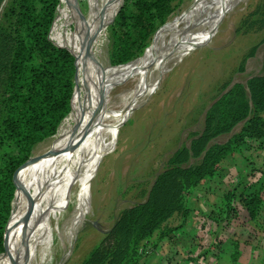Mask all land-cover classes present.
Returning <instances> with one entry per match:
<instances>
[{
    "label": "trees",
    "instance_id": "16d2710c",
    "mask_svg": "<svg viewBox=\"0 0 264 264\" xmlns=\"http://www.w3.org/2000/svg\"><path fill=\"white\" fill-rule=\"evenodd\" d=\"M122 1L114 0L107 19L111 5L103 16L108 58L120 71L145 54L153 36L159 35L185 2L124 0L121 5ZM68 2L0 0V255L16 247L14 203L24 188L34 149L62 130L79 100L73 77L76 61L78 75L81 73L84 51L74 37L78 21ZM247 16L245 25L250 28L264 24V0ZM109 19L112 21L108 24ZM255 50L253 46L241 65ZM213 98L205 111L202 130L193 133L189 145L178 147L168 158L143 201L118 213L112 229L82 264H147L145 258L157 254L160 241H171L172 234L187 225L189 198L194 190L213 178L234 152L244 154L247 141L258 140L264 147V73L252 75L245 83L227 82ZM240 124V130L228 141H216ZM257 169H251V180L243 192L237 197L233 190L226 192L222 207L207 214L210 224L221 223L224 229H233L229 255L235 264L242 250L251 248L252 239L264 231V181L255 187V177L264 171ZM175 216L181 223L171 226ZM212 241L203 254L212 250L217 256L223 251L222 239Z\"/></svg>",
    "mask_w": 264,
    "mask_h": 264
},
{
    "label": "rangeland",
    "instance_id": "374dc122",
    "mask_svg": "<svg viewBox=\"0 0 264 264\" xmlns=\"http://www.w3.org/2000/svg\"><path fill=\"white\" fill-rule=\"evenodd\" d=\"M200 1L185 0L180 8L169 17L167 24L174 21L179 24L168 35L163 47L164 52L179 43L182 22L198 9ZM206 1L210 3L212 0ZM260 1L262 0H241L231 5L229 10L223 12L220 16L222 18L212 27L205 43L192 50L182 60L170 58L171 60L165 61L166 58L158 56L157 50L149 53L150 48L157 40L155 39L158 35L156 33L145 54L130 63L138 64L149 60L150 65L140 68L137 70L138 72H133L130 75L123 76L116 72H110L106 76L104 79L106 84L102 91L98 92V98H106L113 104L120 99L129 97L131 92L142 88V84L146 88L140 91L142 94L137 95V99L131 100L133 104L137 103L138 105L120 127L112 150L102 157L98 164L83 177V180H72L67 189L68 192L66 191L56 199L59 206L49 220H46V224L49 223L51 229L44 237V246L41 247L42 244L39 243L36 245L38 251L35 264H82L97 243L112 229L118 213L124 208L143 201L146 198L147 190L153 185L157 173L164 170L168 158L178 147L189 145L193 133L202 130L205 111L212 104L213 97L220 89L227 82L245 83L252 75L264 73V24L261 23L258 27L251 28L245 25L247 15L255 9ZM123 2L124 0L121 4ZM68 4L78 21L76 26L78 28L88 15L92 0H69ZM104 12L103 15H100L101 25ZM203 14L204 12L197 16L198 18L193 22L196 20L201 22L204 16L203 20L207 19L209 14L207 12L206 15ZM213 15H218V13ZM197 24L193 25L189 32L194 34L204 30ZM76 28L74 30L75 40L78 38V35L75 34ZM102 29L101 35L104 36V42L100 48L96 47V52L99 54L100 50L98 60L103 66L102 69L109 71L114 67L111 66L108 58L109 40L104 25H102ZM253 46H256L254 54L244 63L245 65H241L245 55L252 50ZM165 62L168 64L163 65ZM125 69L118 72L122 73ZM73 82L74 90L77 84L79 96L77 102L79 103L87 94L88 81L82 66L81 73L78 75L77 61ZM150 89H153L151 93ZM121 108L110 113L107 112V114L119 118L127 110L126 106ZM80 111H76L77 115L81 113ZM90 115L92 114L90 113ZM113 124L115 122L106 123V127L111 129ZM240 128L241 124L236 126L232 133L217 137L216 141L220 143L228 141ZM74 132L71 131L69 138L74 135ZM98 135L95 133L90 137L86 134L83 137L79 163L86 160L101 143ZM53 136L39 143L34 149L27 178L37 177L48 168L49 162L57 153V149L50 143ZM254 141L257 145L253 148L251 146ZM254 141H247L248 143L243 145L244 154L235 152V165L239 164L240 166L233 168L234 176L239 177L242 175L240 171L246 169L250 175L251 169L254 167L264 171V147H260V141ZM102 142L109 144V138ZM228 166L231 165L228 164ZM232 166L234 165L232 164ZM257 170H255L256 173ZM220 173L226 183H231V174H228V171L223 172L222 170ZM262 178H264V173L255 177V180L258 179L255 184L256 188H259L261 182L264 181ZM34 191L35 189H33L31 197H33ZM17 200L18 198L14 203L13 225L18 239L22 228L18 226L20 218L19 208L16 205ZM49 206L51 205L49 204ZM203 210L205 209L203 208ZM203 213L204 211L199 215L200 224L208 228L210 224L205 215L209 213L206 212L205 215ZM180 223L178 216L170 220L171 226ZM233 232V229H229L222 237H231ZM7 233L8 227L6 235ZM184 233L176 231L172 236L174 238L181 237V240L163 242L157 247V254L146 257L145 262L147 264L158 262L184 264V260L191 258L189 264H235L228 255L221 254L217 257L218 255L212 254V250H209V254L202 253L215 238L210 232H200L195 235V238L192 237V243L182 241ZM244 235L248 236V231H244ZM251 245V248L242 250L243 255L236 264H251L249 260L253 256L264 255V231L257 233L255 239H252ZM196 247H198V251L193 253L192 251ZM252 264H257V262L253 261Z\"/></svg>",
    "mask_w": 264,
    "mask_h": 264
},
{
    "label": "bare ground",
    "instance_id": "6f19581e",
    "mask_svg": "<svg viewBox=\"0 0 264 264\" xmlns=\"http://www.w3.org/2000/svg\"><path fill=\"white\" fill-rule=\"evenodd\" d=\"M113 1L92 0V6L88 15L83 19L78 28H76L75 34L78 35L76 40L84 51V62L81 66L88 81L87 94L72 109V112L65 120L66 122L64 121L65 124L63 122L64 126L62 130L53 136L50 143L57 149V153L49 162L46 171L37 177H30L25 180L24 188L16 202L19 208L18 213L20 218L18 226L22 228V232L16 241L14 250L9 254L0 255V264H35V260H37L36 253L38 251L36 245L39 243L42 244L41 247L44 246V237L47 231L51 229L49 223L46 224V220H49L59 206L56 199L61 194H65L66 191L68 192L67 189L71 185L72 180H83V177L98 164L102 157L112 150L120 127L126 122V119L138 105L137 103L133 104L131 100L137 99V95L142 94L140 91L146 88L142 84V88L131 92L129 97L120 99L115 104L107 101L106 98H98V92L102 91L106 84L104 79L110 72H116V74L123 76L130 75L140 68L150 65L149 60L138 64H128L125 67H121L126 68L122 73L118 72L120 68H111L109 71L102 69L103 66L98 60L100 50L99 54L96 52V47L100 48L104 42V36L101 35V31H103L102 25H104L105 20L102 16L101 25L100 15H103L108 5H111L110 8L108 7L107 19L111 12ZM237 1L239 2L241 0H212L210 3H207L206 0H201L198 9L187 16L182 22L179 43L170 48L169 51L164 52L163 47L166 44L168 35L179 24V22L174 21L162 28L156 38L157 40H155L150 48L149 53L157 50L158 56L166 58L165 61L171 60L170 58L182 60L192 50L205 43L209 36L208 33H211L212 27L222 18L220 17L222 13L229 10L231 5ZM205 11L209 14L207 19L203 20L205 18L204 16L201 22L199 20L193 22L203 12L206 15ZM216 12L218 15L214 16L213 14ZM213 16L216 17L214 20ZM195 24L204 30L194 34H192L193 32H189ZM104 28H106V23ZM166 63H163V65L168 64ZM155 69H158V67H155ZM152 91L153 89H150V93ZM124 106H126L127 110L119 118H116L115 115L107 114V112L110 113ZM78 110H81V113L77 115L76 111ZM112 122H115L113 128L106 127V123ZM71 131L75 132L69 138ZM95 133L99 134V142L101 143H99L97 148L86 160L79 163L83 137L86 134L90 136ZM108 138L109 144H104L102 141H107ZM33 189L35 191L33 197H31ZM18 240L20 243H18Z\"/></svg>",
    "mask_w": 264,
    "mask_h": 264
},
{
    "label": "crops",
    "instance_id": "0c3cea01",
    "mask_svg": "<svg viewBox=\"0 0 264 264\" xmlns=\"http://www.w3.org/2000/svg\"><path fill=\"white\" fill-rule=\"evenodd\" d=\"M234 158H235V152L225 161V165L222 166V168L220 167L221 170L219 169L213 178L208 179L204 184L198 186L194 190V192L190 195V198H189V201H190L189 206L191 208V211H190L189 218L187 220L188 221L187 225H185L181 229L176 230V231H180L182 233L185 232L183 234L184 237H182L183 242L189 241L192 243V241H193L192 237L195 238V235L200 234V232H203V233L210 232L212 235L215 236V238L219 237V239H222L224 241V244H223L224 250L221 251L217 257H219L222 254V255H226V256L228 255L230 258L229 254L233 250V244L229 240L228 236H227V238L222 237V235L227 233L228 230L224 229V227H223V225H221V223H215V222H212V224L209 223L210 224L208 227L209 230H207V227L204 228L203 225L200 224V218H199L200 216L199 215L203 211H204L203 215H205L206 212L211 213L212 211H214V209L216 207H222V204H224V202H225L224 196L226 194V191L228 193V192L232 191L231 189H233V191L231 193L237 197V195L239 193H241L245 190L246 186L250 182L251 179H250V175H248L247 169L240 171V174H242V175H239V177H237V175L236 176L233 175V172L235 173L233 168L240 166L239 164L235 165V159ZM228 164L231 166H228ZM232 164L234 166H232ZM222 170H223V172L228 171V174L229 173L231 174V183L230 182L226 183L225 180L222 179V177L220 175L221 174L220 172H222ZM203 208L205 210L202 211ZM205 216L207 217L208 215L206 214ZM185 228H186V230H185ZM180 238L179 237L178 238L177 237L171 238V241L175 242V239H180ZM169 240H170L169 238L163 239L162 241H160V245L165 241L167 243H169ZM193 247L195 248V245ZM196 251H198V247H196V249H194L192 252L194 253ZM209 253H207V254H209ZM189 261L190 260L187 259L186 261L184 260L183 262H184V264H189L190 263ZM249 261L251 264L253 263V261L257 262V264H261V263L264 264V255L262 256L261 254H258L257 256H253L252 259ZM260 261H261V263H260Z\"/></svg>",
    "mask_w": 264,
    "mask_h": 264
},
{
    "label": "built area",
    "instance_id": "2783aa9c",
    "mask_svg": "<svg viewBox=\"0 0 264 264\" xmlns=\"http://www.w3.org/2000/svg\"><path fill=\"white\" fill-rule=\"evenodd\" d=\"M256 145H257V144H256V141H254V143H252V146H251V147L254 148V147H256ZM203 264H205V263H203Z\"/></svg>",
    "mask_w": 264,
    "mask_h": 264
},
{
    "label": "water",
    "instance_id": "95a60500",
    "mask_svg": "<svg viewBox=\"0 0 264 264\" xmlns=\"http://www.w3.org/2000/svg\"><path fill=\"white\" fill-rule=\"evenodd\" d=\"M121 5H122V4H121ZM119 9H120V7L118 8V10H119ZM118 10H117V12H118ZM117 12H116V13H117ZM115 15H116V14H115ZM115 15H114V16H115ZM111 20H112V19H111Z\"/></svg>",
    "mask_w": 264,
    "mask_h": 264
}]
</instances>
